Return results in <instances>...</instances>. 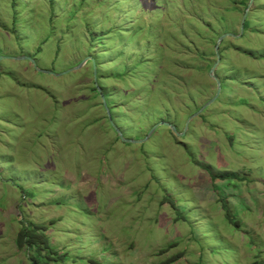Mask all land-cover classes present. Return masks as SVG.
Here are the masks:
<instances>
[{
	"label": "rangeland",
	"instance_id": "rangeland-1",
	"mask_svg": "<svg viewBox=\"0 0 264 264\" xmlns=\"http://www.w3.org/2000/svg\"><path fill=\"white\" fill-rule=\"evenodd\" d=\"M249 1L0 0V264H264V0L188 121Z\"/></svg>",
	"mask_w": 264,
	"mask_h": 264
},
{
	"label": "water",
	"instance_id": "water-1",
	"mask_svg": "<svg viewBox=\"0 0 264 264\" xmlns=\"http://www.w3.org/2000/svg\"><path fill=\"white\" fill-rule=\"evenodd\" d=\"M253 2V0H250L249 1V4L247 6V9L245 10L244 14H243V17H242V20H241V23H240V32L238 34V36L236 35H232V34H225L223 36H221L218 40H217V43H216V46H215V56H216V63L212 66V68L210 69L209 71V74L210 76L213 78V80L215 81L216 83V93L214 95V97L212 99H210L206 104H204L195 114H193L189 119H192L193 117H196L198 115H200L208 106H210L212 103L215 102V100L218 98L219 94H220V90H221V83L220 81L213 75L214 73V70L217 66V64L219 63V53H218V49H219V45L221 44L222 40L225 39V38H237L239 36H241L242 32H243V28H244V23H245V20H246V17H247V12H248V8L249 6L251 5V3ZM3 59H8V58H3L1 57L0 58V61L3 60ZM10 59H14V60H21V59H25L27 61H29L33 68H35L39 73L41 74H47V75H54V76H62L63 74H67V73H70V72H74L78 69H80L87 61H90L92 63V66H93V70H94V81H96V70H95V63L93 61L92 58H86L79 67H76V68H73V69H70L68 70L67 72L65 73H62V74H53L52 72H49V71H45V70H40V69H37V66H36V63L33 59L31 58H28V57H20V58H10ZM95 89H96V92L99 94L101 100H102V104H103V107L106 111V114H107V118H108V121H109V124L111 125V127L113 128V130L116 132L118 138L124 142V143H128V144H141L143 142H145L153 133L154 131L160 127V126H164V127H168L174 134L178 135V136H182V133L179 134L177 133L175 127L169 123H165V122H161V123H158L157 125H155V127L153 128V130L146 136L145 140L144 141H141V142H137V141H130V140H125L123 138V135L120 133V131L115 127V125L113 124L112 122V119H111V116H110V113H109V110L107 108V105H106V102H105V98L103 96V94L101 93L100 89L95 85Z\"/></svg>",
	"mask_w": 264,
	"mask_h": 264
},
{
	"label": "trees",
	"instance_id": "trees-1",
	"mask_svg": "<svg viewBox=\"0 0 264 264\" xmlns=\"http://www.w3.org/2000/svg\"><path fill=\"white\" fill-rule=\"evenodd\" d=\"M247 22L244 23V27ZM220 179H228L230 176H220ZM170 202V200H169ZM171 203V202H170ZM172 208L175 207L173 203H171ZM226 219L230 224L236 225L232 216L227 213ZM20 229L16 236V245L18 249L27 248L28 250L34 249L37 257H43V260L37 259L34 257L32 259V264H48L53 262L55 264L62 263L66 260L65 255H58L57 252L50 249L48 245L47 238L45 236V231L47 230L46 226H39L35 224H28L23 220L19 221ZM174 262V261H172ZM172 262H169L172 263Z\"/></svg>",
	"mask_w": 264,
	"mask_h": 264
}]
</instances>
